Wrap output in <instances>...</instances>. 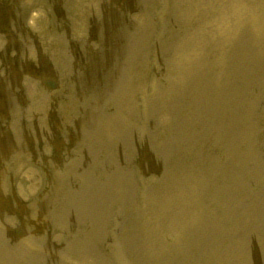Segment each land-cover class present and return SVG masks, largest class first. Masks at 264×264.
Returning a JSON list of instances; mask_svg holds the SVG:
<instances>
[{
	"label": "rangeland",
	"instance_id": "obj_1",
	"mask_svg": "<svg viewBox=\"0 0 264 264\" xmlns=\"http://www.w3.org/2000/svg\"><path fill=\"white\" fill-rule=\"evenodd\" d=\"M28 9L40 10L37 20L30 22L34 24L28 23L29 28L22 16L15 19ZM119 18L130 33L131 49L128 57L125 36L117 40L116 62L123 68L115 66V70L121 76L130 75L128 61L135 56L137 65H143L137 101L127 110V116L135 114L137 119L130 137L151 129L154 155L160 164L156 189L146 200L149 212L140 226L143 232L136 263L138 259V264H248L255 252L252 243L259 252L258 238L264 226V194L258 202L253 199L255 184L264 182V0H132V4L129 0H0V49L5 44L12 53L11 60L0 59V100L8 103L0 107V134L8 141L13 139V147L2 159L0 182L21 200H33L25 210L36 221L42 220L39 207L48 211V203L70 199L75 208L82 200L78 191L85 183L84 163L88 157L92 158L94 177L97 174L94 142L82 138L88 106L100 99L103 82L108 83L109 98L115 100L118 96L111 81L115 77L116 29L125 25ZM103 20L113 22L106 39ZM56 61L61 62L59 70ZM49 62L54 73L47 67ZM46 74L69 95L51 103L39 93L37 84H43ZM29 80H34L36 86L29 88ZM81 87L83 100L77 92ZM50 108L57 118L49 124ZM66 126H70L72 136ZM117 127L113 124L115 137ZM128 128L124 126V130ZM59 137L71 140V144L59 150L58 162L52 160L53 171L52 165H47L49 157L43 155L51 148L47 138ZM111 150H116L114 145L108 146L107 151ZM169 150L164 171L166 158L158 153ZM20 164H27L24 173L19 170ZM31 168L48 169L51 174L44 176L48 183L40 185ZM94 203L102 214L101 200ZM7 208L0 196V212ZM53 215L44 220L45 229L26 222V247L18 242L26 253L23 256L15 245L11 249L7 246L4 264L11 250L18 255L8 264H24L25 257L35 258L27 237L63 224ZM9 222L15 226L17 217ZM96 224L95 218L86 221L88 226ZM41 243L36 251H43ZM250 261L253 263V259Z\"/></svg>",
	"mask_w": 264,
	"mask_h": 264
},
{
	"label": "bare ground",
	"instance_id": "obj_2",
	"mask_svg": "<svg viewBox=\"0 0 264 264\" xmlns=\"http://www.w3.org/2000/svg\"><path fill=\"white\" fill-rule=\"evenodd\" d=\"M34 1H36V0H34ZM238 1V0H237ZM214 2V1H213ZM35 3H37V2H35ZM154 3V2H153ZM224 3H225V1H224ZM227 3H229V2H227ZM240 3H241V1H240ZM203 4V3H202ZM207 4H210V3H207ZM220 4V3H219ZM223 4V3H222ZM151 6V5H150ZM154 6V5H153ZM236 6V5H235ZM240 6V4L238 5V7ZM155 7V6H154ZM205 7H206V5H205ZM202 8H203V6H202ZM214 8V7H213ZM236 8V7H235ZM253 8V7H252ZM239 9V8H238ZM240 9H241V7H240ZM153 10V9H152ZM216 10V9H215ZM243 10H244V7H243ZM149 11V10H148ZM238 11V10H237ZM245 11V10H244ZM239 13H240V11H238ZM150 13V12H149ZM155 14V13H154ZM189 14V13H188ZM191 14V13H190ZM39 15H41V14H39ZM185 15V14H184ZM42 16V15H41ZM36 17H37V14H32L31 16H29V21H35V19H36ZM181 17H183V16H181ZM187 17V16H186ZM236 17V16H235ZM78 18V17H77ZM79 19V18H78ZM183 19V18H182ZM225 19V18H224ZM237 20H239L238 18H237ZM224 21V20H223ZM228 21H230L229 19H228ZM240 21V20H239ZM245 21V20H244ZM180 22V21H179ZM232 22V21H231ZM181 23V22H180ZM227 23V22H226ZM248 23V22H247ZM260 23V22H259ZM31 24H34V23H30V25ZM29 25V24H28ZM255 26H256V24H254ZM35 26V25H34ZM239 26V25H238ZM245 26H247V25H245ZM262 26V25H261ZM77 28H79V26H76ZM240 27V26H239ZM29 28V27H28ZM31 28V27H30ZM246 28V27H245ZM35 28H33V30H34ZM241 29V28H240ZM243 29V28H242ZM224 31V30H223ZM119 32V30H116V34ZM242 32V31H241ZM226 33V32H225ZM238 35V34H237ZM237 35H236V38H237ZM40 36V35H39ZM42 36H40V38H41ZM116 37V36H115ZM222 38V37H221ZM231 38V37H230ZM100 39V38H99ZM115 39V38H114ZM113 39V40H114ZM117 39L118 40H120L121 38H118L117 37ZM227 39V38H226ZM229 40V39H228ZM237 41V40H236ZM96 42V41H95ZM94 42V43H95ZM137 43V42H136ZM201 43V42H200ZM225 43V42H224ZM238 43V42H237ZM132 45V44H131ZM196 45V44H195ZM225 45V44H224ZM236 45V44H235ZM243 45V44H242ZM262 45V44H261ZM1 46V45H0ZM51 46V45H50ZM50 46H49V49H50ZM56 45H52V47H54L55 49H56V47H55ZM135 46H137V45H135ZM197 46V45H196ZM204 46V45H203ZM222 46H223V44H222ZM222 46H219V47H222ZM237 46V45H236ZM194 47V46H193ZM232 48V47H231ZM53 49V48H52ZM197 49V48H196ZM240 49V48H239ZM242 49V48H241ZM180 50V49H179ZM185 50V49H184ZM197 50H199V49H197ZM216 50V49H215ZM218 50V49H217ZM233 50V49H232ZM237 50V49H236ZM178 51V50H177ZM182 51V50H181ZM186 51V50H185ZM179 52V51H178ZM183 52V51H182ZM222 52V51H221ZM263 52V51H262ZM235 53V52H234ZM233 54V53H232ZM240 54H241V52H240ZM178 55V54H177ZM199 55V54H198ZM228 55V54H227ZM248 55V54H247ZM179 56V55H178ZM232 56V55H231ZM177 57V56H176ZM185 57V56H184ZM239 57V56H238ZM237 57V58H238ZM249 57V56H248ZM262 57V56H261ZM174 58V57H173ZM190 58V57H189ZM231 58V57H230ZM258 58V57H257ZM171 59V58H170ZM234 59V58H233ZM177 60V59H176ZM175 60V61H176ZM179 60V59H178ZM241 60V59H240ZM114 61V60H113ZM203 61V60H202ZM100 62V61H99ZM182 62V61H181ZM232 62V61H231ZM238 62V61H237ZM255 62V61H254ZM254 62H252V64L254 63ZM179 63V62H178ZM202 63V62H201ZM228 63V62H227ZM236 63V62H235ZM235 63L233 64L234 66H235ZM103 64V63H102ZM256 65H257V62L255 63ZM254 64V65H255ZM177 65V64H176ZM221 65V64H220ZM224 65V64H223ZM236 65H237V63H236ZM244 65V64H243ZM249 65V64H248ZM202 66V65H201ZM206 66V65H205ZM210 66V65H209ZM253 66V65H252ZM218 67V66H217ZM233 67V66H232ZM246 67V66H245ZM179 68V67H178ZM199 68V67H198ZM197 68V69H198ZM216 68V67H215ZM231 68V67H230ZM244 68V67H243ZM254 68H255V66L253 67V70H254ZM200 69H201V67H200ZM249 69V68H248ZM258 69V68H257ZM97 70V69H96ZM209 70V69H208ZM232 70V69H231ZM210 71V70H209ZM223 71V70H222ZM85 72V71H84ZM199 72H201V71H199ZM215 72V71H214ZM214 72H213V75H214ZM227 72H228V70H227ZM237 72V71H236ZM255 72V71H254ZM253 72V73H254ZM258 72V71H257ZM205 73H206V71H205ZM222 73V72H221ZM232 73V72H231ZM235 73V72H234ZM194 74V73H193ZM225 74V73H224ZM227 74V73H226ZM237 74H239V73H237ZM247 74V73H246ZM219 75V74H218ZM257 75V74H256ZM229 77H230V75H228ZM244 76V75H243ZM247 76H248V74H247ZM200 77H201V75H200ZM224 77V76H223ZM249 77V76H248ZM220 78V77H219ZM232 79H233V77H231ZM201 79V78H200ZM210 79V78H209ZM212 79V78H211ZM227 79V78H226ZM199 80V79H198ZM214 80H216V79H214ZM246 80V79H245ZM201 81V80H200ZM221 81V80H220ZM234 81V80H233ZM240 81H242V80H240ZM244 81V80H243ZM208 82V81H207ZM239 82V81H238ZM201 82H199V84H200ZM229 83V82H228ZM228 83H227V85H228ZM235 83V82H234ZM241 83V82H240ZM3 85V84H2ZM195 85V84H194ZM201 85V84H200ZM203 85V84H202ZM230 85V84H229ZM228 85V86H229ZM210 86V85H209ZM224 86V85H223ZM233 86V85H232ZM239 86V85H238ZM241 86V85H240ZM202 87V86H201ZM201 87H200V89H201ZM219 87V86H218ZM236 87V86H235ZM234 87V88H235ZM7 88V87H6ZM209 88V87H208ZM1 89V88H0ZM3 89H4V87H3ZM9 89V88H8ZM96 89V88H95ZM219 89V88H218ZM10 90V89H9ZM222 90V89H221ZM224 90V89H223ZM233 90V89H232ZM236 91L237 90H239V88L238 89H235ZM242 90V89H241ZM244 90V89H243ZM203 91H205V90H203ZM217 91V90H216ZM227 91V90H226ZM221 92V91H220ZM229 92V91H228ZM241 92V91H240ZM198 93V92H197ZM200 93V92H199ZM203 93V92H202ZM2 94V93H1ZM215 94V93H214ZM216 94H217V92H216ZM222 94V93H221ZM229 94V93H228ZM235 94V93H234ZM237 94V93H236ZM178 95V94H177ZM194 95V94H193ZM219 95V94H218ZM224 95H226V93L224 92ZM233 95V94H232ZM236 96H239L238 94L236 95ZM147 97V96H146ZM145 98V97H144ZM224 98H225V96H224ZM227 98V97H226ZM230 98V97H229ZM230 99H233V98H230ZM9 100H11V99H9ZM150 100V99H149ZM149 100H148V102H149ZM152 100V99H151ZM180 100H182V99H180V97H179V101ZM236 100V99H235ZM174 101H176L175 99H174ZM179 101H178V103H179ZM234 101V100H233ZM225 102V101H224ZM231 102V101H230ZM180 104V103H179ZM192 104H194L193 102H192ZM228 104V103H227ZM6 105V104H5ZM159 105H160V103H159ZM229 105H230V103H229ZM8 106V105H7ZM6 106V107H7ZM158 106V105H157ZM194 106V105H193ZM86 107V106H85ZM83 108H84V106H83ZM83 108H82V110H83ZM88 108H89V106H88ZM154 108V107H153ZM80 109V108H79ZM195 110H196V108H194ZM212 110V109H211ZM87 111H89V109L87 110ZM159 111V110H158ZM151 112V111H150ZM89 113V112H88ZM84 114V113H83ZM147 114V113H146ZM154 114V113H153ZM190 114H191V112H190ZM80 115V114H79ZM151 115H152V113H151ZM154 116V115H153ZM192 116V115H191ZM150 117V116H149ZM212 117H214V116H212ZM150 118H152V117H150ZM216 118V117H215ZM162 120V119H161ZM214 121V120H213ZM152 122V121H151ZM215 123V122H214ZM10 124V123H9ZM208 124V123H207ZM210 124H212V123H210ZM13 125V124H12ZM21 127V126H20ZM20 127H17L18 129L20 128ZM11 128V127H10ZM118 128V127H117ZM116 128V129H117ZM239 128V127H238ZM17 129V130H18ZM20 131H21V129H19ZM38 130V129H37ZM242 129L240 128V131H241ZM19 131V132H20ZM18 132V131H17ZM30 132V131H29ZM39 132V131H38ZM239 132V131H238ZM40 133V132H39ZM237 133V132H236ZM0 135H2V134H0ZM34 135V134H33ZM16 136V135H15ZM28 136V135H27ZM16 138V137H15ZM29 138H31V137H29ZM28 138V139H29ZM40 138H41V136H40ZM17 139V138H16ZM26 142V141H25ZM15 143V142H14ZM24 143V142H23ZM18 144V143H17ZM21 146V145H20ZM22 146H23V144H22ZM11 147H13V146H11ZM21 148V147H20ZM19 149V148H18ZM22 149H24L23 147H22ZM14 150V149H13ZM18 151V150H17ZM27 151V150H26ZM30 151V150H29ZM24 152V151H23ZM170 161V160H169ZM3 166V165H2ZM2 169H4V168H2ZM94 170V169H93ZM95 173V172H94ZM93 173V174H94ZM201 183V182H200ZM198 185V184H197ZM201 186V185H200ZM188 187V186H187ZM202 187V186H201ZM204 187V186H203ZM195 188V187H194ZM187 189V188H186ZM189 189H191V188H189ZM163 190V189H162ZM198 190V189H197ZM196 190V191H197ZM199 190H201V188L199 189ZM174 191V190H173ZM172 191V192H173ZM194 191V190H193ZM161 192V191H160ZM167 192V191H166ZM172 192H171V194H172ZM187 192V191H186ZM170 193V192H169ZM189 193V192H188ZM192 193V192H191ZM183 196H184V194H183ZM197 197V196H196ZM166 198V197H165ZM172 198V197H171ZM191 198V197H190ZM186 199V198H185ZM184 201V200H183ZM178 202V201H177ZM179 202H180V200H179ZM179 204V203H178ZM177 204V205H178ZM184 205V204H183ZM172 206H174V205H172ZM180 206V205H179ZM178 206V207H179ZM175 207V206H174ZM177 209V208H176ZM32 212V211H31ZM40 217V216H39ZM17 221H18V219H17ZM28 222V221H27ZM205 222V221H204ZM12 223V222H11ZM202 223H203V221H202ZM210 223V222H209ZM211 223H212V221H211ZM9 224H10V222H9ZM199 224V223H198ZM201 224V223H200ZM11 225V224H10ZM207 225V224H206ZM211 225V224H210ZM183 226H184V224H183ZM189 233V232H188ZM187 236V235H186ZM191 236V235H190ZM189 237V236H188ZM187 238V237H186ZM191 239V238H190ZM187 240V239H186ZM53 254H55V252H53ZM21 257V256H20ZM16 258V257H15ZM21 259V258H20ZM10 260V257L9 258H7V262ZM24 260V259H23ZM11 261H12V259H11ZM10 261V262H11ZM6 264V263H5Z\"/></svg>",
	"mask_w": 264,
	"mask_h": 264
}]
</instances>
